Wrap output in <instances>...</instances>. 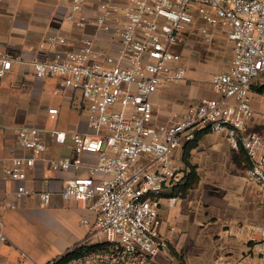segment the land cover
Returning a JSON list of instances; mask_svg holds the SVG:
<instances>
[{"label":"built area","instance_id":"2783aa9c","mask_svg":"<svg viewBox=\"0 0 264 264\" xmlns=\"http://www.w3.org/2000/svg\"><path fill=\"white\" fill-rule=\"evenodd\" d=\"M68 18L92 35L76 41L51 35L40 43L41 55L31 61L38 78L57 77L59 86L80 92L75 106L88 116L87 131L25 125L17 129L15 153L6 168L16 181L17 197L32 194L25 180L28 169L45 162L52 169L85 167L84 154L98 156L88 173L68 179L60 195L94 214L88 236L104 237L105 248L77 256L55 257L42 264H154L155 256L171 249L160 233L161 200L177 202L175 188L185 175L176 152L203 130L224 134L231 146L246 151L248 177L264 187V136L248 131L255 110L250 91L264 76V0H58ZM93 3V20L84 11ZM225 28L233 50L226 70L211 78L218 98H203L172 124L153 121L152 95L159 87L185 78L180 48L199 29L212 42V28ZM50 51H49V50ZM20 54L0 53V77L21 61ZM77 99V98H76ZM48 114L57 119L58 107ZM264 116V113H263ZM66 145L72 154L52 158L51 144ZM50 179L46 180L47 185ZM170 194V195H169ZM39 205L52 203L50 187L38 193ZM248 241L259 246L264 264V227H242ZM258 232L261 234L258 238ZM7 240L0 219V256ZM178 264H188L180 261Z\"/></svg>","mask_w":264,"mask_h":264},{"label":"crops","instance_id":"0c3cea01","mask_svg":"<svg viewBox=\"0 0 264 264\" xmlns=\"http://www.w3.org/2000/svg\"><path fill=\"white\" fill-rule=\"evenodd\" d=\"M95 8L93 3L84 7L90 20L94 19ZM67 14V5L58 0H0V53L8 51L22 56L21 61H15L6 75L0 77V219L4 221L7 240L35 264L64 255L84 241L91 225L84 224L82 219L94 220L92 211L75 200L63 199L60 191L68 179L89 172L88 165L98 160L96 154H84L85 167L79 171L52 169L47 163L38 162L28 169L25 180L33 193L24 197H17L18 183L6 173L15 151L21 153L16 142L18 128L37 125L69 132L88 130L87 114L84 121L81 116L73 121H66L62 116L64 96L72 92L76 99V91L61 88L56 77H36L31 65L42 54L40 43L51 35L59 34L76 41L84 34H94L95 25L81 29ZM211 31L212 42H205L198 29L180 48L187 67L185 78L162 85L152 95L156 124H172L176 114L188 111L201 99L220 96L211 78L229 67L233 50L224 27ZM191 41L198 42L193 49H189ZM252 89L257 96L251 100L255 114L248 123V131L264 136V92L254 86ZM50 107L59 108L52 126H48ZM184 147L177 150L176 156L179 155L185 183L190 169L183 161ZM69 154L72 151L66 145L51 144L52 158ZM190 161L199 175L198 184L186 195H177L173 205L168 194L162 198L160 233L169 239L171 249L158 253L153 263L197 264L199 259L194 256L210 252V259L214 258L211 264L227 262V257L233 258L231 264H238L236 260L242 247L255 250L260 259L258 244L249 243L246 234L240 231L242 227H264V212L258 208L264 199L262 193L252 189L253 181L245 174L249 165L246 151L232 147L224 134L209 131L200 136L191 150ZM47 179L51 181L49 185ZM48 187L53 191L52 203L41 207L38 193ZM226 187L229 191H225ZM249 222L253 224L247 225ZM5 242L3 252L11 246Z\"/></svg>","mask_w":264,"mask_h":264},{"label":"rangeland","instance_id":"374dc122","mask_svg":"<svg viewBox=\"0 0 264 264\" xmlns=\"http://www.w3.org/2000/svg\"><path fill=\"white\" fill-rule=\"evenodd\" d=\"M191 45L189 46V49H193L195 47V45L198 44V42L196 41H191L190 43ZM57 78V77H56ZM55 78V82L56 79ZM264 82V76L261 77L258 81L255 82V86L254 89H257V87L260 85V83ZM264 95V94H263ZM256 92L252 89L250 91V99L252 100L253 97H256ZM76 97H78L77 99H74L72 96V92L68 93L67 95L64 96L63 98V103H62V111H63V119H65L66 121H73L75 119H79V116H81L82 120L84 121L86 113L83 112L82 114L80 113V111L76 108L75 104L81 102V97H80V92L77 91L76 92ZM53 119L49 118V122H48V126H52L54 124ZM176 159L178 162H180L179 159V155L176 156ZM245 174L248 177L247 174V169ZM250 179V178H249ZM252 189L262 193L263 199H264V187L252 182ZM225 191H229V188H225ZM258 208L261 209L262 212H264V201L262 204V207L259 206ZM260 211V210H259ZM258 211V212H259ZM253 224L252 222H249L247 225H251ZM264 225V222H263ZM4 230H5V225H4ZM261 234L258 233V238H260ZM104 237H97V238H93L91 239V243H98L100 241H103ZM209 240H212V238L210 237ZM5 243H9L11 245V243L9 242V239L5 242ZM252 243L253 242H250ZM222 247H217L218 250H221ZM242 251L239 252L237 260L238 264H263V262L259 259L257 253L255 252V250H253L250 247H242ZM4 251V247H2V251H1V257H0V264H35L30 257H24L22 256L20 250L16 249L15 247H13L12 245L9 247V249L6 250V252ZM10 252H13V255L10 257ZM4 255H6V257H4ZM206 255V256H205ZM204 256L201 254L198 257L194 256L196 258H198V262L197 264H211L213 263V259H210V252L208 254H205ZM10 257V258H9ZM13 257V258H12ZM233 261V258L231 257H227V262L228 264H231V262ZM186 262V261H185ZM227 262H221V264H226ZM191 264V263H190Z\"/></svg>","mask_w":264,"mask_h":264},{"label":"trees","instance_id":"16d2710c","mask_svg":"<svg viewBox=\"0 0 264 264\" xmlns=\"http://www.w3.org/2000/svg\"><path fill=\"white\" fill-rule=\"evenodd\" d=\"M255 86V84L253 85ZM257 89L260 92H264V84L259 85L257 87ZM205 132H209L208 130H203L200 131L197 135L196 138L193 141H189L185 147H184V154H183V161L185 163V165L190 169L187 173L186 176V182L182 185H180L179 187L175 188V192L178 195H186V193L194 188L199 181V175L196 171V167L191 163L190 161V156H191V150L194 148V146L197 144L198 139L200 138V136L205 133ZM106 244L105 243H91V244H84V245H80L78 247H76L74 250H71L69 252H67V254L65 255L66 258H70L73 256H77L83 253H87L90 252L92 250H97V249H101V248H105Z\"/></svg>","mask_w":264,"mask_h":264}]
</instances>
